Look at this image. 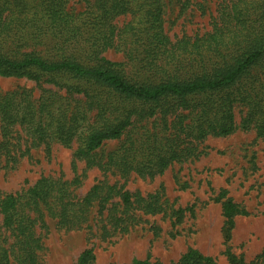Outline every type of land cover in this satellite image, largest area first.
<instances>
[{"label":"trees","instance_id":"obj_1","mask_svg":"<svg viewBox=\"0 0 264 264\" xmlns=\"http://www.w3.org/2000/svg\"><path fill=\"white\" fill-rule=\"evenodd\" d=\"M175 2L181 11L190 4ZM166 8L165 0H0V76L39 89L0 93V171L31 147L43 145L48 154L53 143H75L73 157L84 161L71 179L41 175L17 191L0 189V264H38L48 218L102 240L146 216L166 217L176 230L191 207L173 206L162 186L130 191L128 178L153 179L194 160L208 136L239 129L264 138V0H217L208 31L174 39L164 28ZM107 50L122 60L107 58ZM107 140L118 145L97 151ZM91 167L103 178L79 195ZM227 193L220 188L213 197L227 262L264 264V247L249 261L230 251L234 218L248 212ZM94 260L84 248L73 264ZM118 264L216 262L188 247L167 263L147 255Z\"/></svg>","mask_w":264,"mask_h":264},{"label":"rangeland","instance_id":"obj_2","mask_svg":"<svg viewBox=\"0 0 264 264\" xmlns=\"http://www.w3.org/2000/svg\"><path fill=\"white\" fill-rule=\"evenodd\" d=\"M217 0H190L183 11L175 0L167 3L164 28L171 39L183 34L200 35L210 29ZM78 7V6H77ZM104 55L111 60H122L120 53L107 50ZM17 86L32 88L34 95L39 89L25 78L0 76V93ZM118 145L117 140H107L97 150L104 154ZM75 143L63 147L51 145L47 154L43 145L29 148L13 168L0 171V189L17 191L32 184L41 175L71 179L84 169V161L73 157ZM201 154L194 160L175 163L153 179L131 175L125 188L142 194L153 192L162 186L164 196L173 206L191 207L186 211L176 230L161 215L146 216L124 235L102 240L98 236L88 238L85 230H64L56 227L54 220L46 219L41 229L43 249L38 264H73L84 248H92L94 264L125 263L132 258H144L167 263L176 260L188 247L211 255L216 264H229L223 251L221 235L223 217L220 204L213 197L220 188L244 206L248 215L234 218V226L228 247L231 252L251 260L264 247V138L254 139L253 132L239 129L223 137L208 136L201 144ZM108 181L114 177L105 174ZM103 175L96 167L86 170L77 194L87 189ZM151 226L160 230L153 234ZM172 233L174 234L172 236Z\"/></svg>","mask_w":264,"mask_h":264}]
</instances>
